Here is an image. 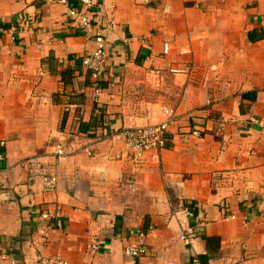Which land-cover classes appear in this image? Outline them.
Returning <instances> with one entry per match:
<instances>
[{
	"label": "crops",
	"instance_id": "1",
	"mask_svg": "<svg viewBox=\"0 0 264 264\" xmlns=\"http://www.w3.org/2000/svg\"><path fill=\"white\" fill-rule=\"evenodd\" d=\"M95 1L116 20L99 93L67 5L0 0V264H264V0ZM167 107L168 147L138 156L116 136ZM140 231L146 252L126 256Z\"/></svg>",
	"mask_w": 264,
	"mask_h": 264
},
{
	"label": "built area",
	"instance_id": "2",
	"mask_svg": "<svg viewBox=\"0 0 264 264\" xmlns=\"http://www.w3.org/2000/svg\"><path fill=\"white\" fill-rule=\"evenodd\" d=\"M61 3L68 6V14L74 20L77 30L83 35L90 37L95 42V49L91 54L83 57L82 64L91 71L93 87L97 93L102 89L101 83L103 82L107 73V38L105 31L113 29L116 25V20L112 15L109 20L98 22L97 17L101 15L99 5L95 0H79V6L70 5L69 0H59ZM260 23L264 28V11L260 16ZM173 51L171 43L166 42L163 47L162 55L167 56ZM180 52L184 55L192 52L190 47L181 49ZM171 71L177 74H190V67H176ZM99 113H101L99 111ZM165 119L163 121L146 124L142 126H134L117 131L116 136L121 139L125 147L132 153L142 156L150 150H162L169 146L168 132L171 126L177 120V112L173 108L164 109ZM6 142L0 141V165L7 160ZM85 151L92 155V150L86 148ZM56 156L60 159L67 154L66 145L59 143L56 145ZM59 177L57 174H45L43 176L44 190L46 192L54 191L58 186ZM226 211L230 208L225 206ZM187 215H191L189 210L186 211ZM61 216V209L58 207L54 214L43 213L42 219L59 218ZM230 218L235 216L230 212L227 214ZM147 233L140 231L135 241L127 244L124 248L126 256L131 258H138L142 256L147 249ZM182 239L186 243H190V236L187 234L182 235ZM0 258L6 261L11 258V254L0 244ZM41 264H68L67 260L62 255H54L50 257H39ZM12 263L15 261L12 259ZM193 264H200L198 259L194 260Z\"/></svg>",
	"mask_w": 264,
	"mask_h": 264
},
{
	"label": "trees",
	"instance_id": "3",
	"mask_svg": "<svg viewBox=\"0 0 264 264\" xmlns=\"http://www.w3.org/2000/svg\"><path fill=\"white\" fill-rule=\"evenodd\" d=\"M202 259V258H201Z\"/></svg>",
	"mask_w": 264,
	"mask_h": 264
}]
</instances>
